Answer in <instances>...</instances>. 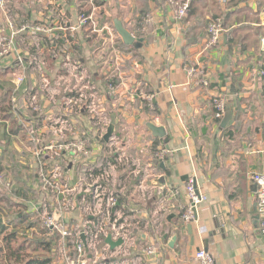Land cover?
<instances>
[{
    "label": "crops",
    "instance_id": "0c3cea01",
    "mask_svg": "<svg viewBox=\"0 0 264 264\" xmlns=\"http://www.w3.org/2000/svg\"><path fill=\"white\" fill-rule=\"evenodd\" d=\"M110 1L97 17L101 24L113 25L114 36L88 26L78 28L81 0H1L0 31H19L15 51L0 58V69L5 68L1 73H6L0 75V83H7L0 89L8 109L7 118L1 119L7 146L28 129L27 120L15 109L18 102L29 107L24 112L37 127L36 156L49 143L88 142V152L80 158L65 148L54 157L73 203L60 216L69 223L89 220L91 226L104 219L106 246L108 234L118 239L112 229L118 219L116 224L124 225L131 239L114 249L109 246L110 263L199 264L195 255L205 249L215 264H264L257 185L251 178L252 173L264 171L260 43L264 0H245L225 8L222 40L211 48L205 46L207 26L196 23L192 15L178 19L168 0H147V13L155 20L147 27L138 23L142 0H114L121 3L119 9L110 8ZM214 11V7L204 8L205 18ZM115 19L142 41L124 43ZM37 24L47 30L36 31ZM18 55L26 64L19 87L15 83ZM191 66L205 68L209 86L190 81L186 70ZM52 93L54 103L49 99ZM218 95L232 107L234 117L227 127L231 134L214 116L213 97ZM33 96L38 97L41 112L35 109ZM112 113L118 123L106 141ZM103 115L107 116L104 124ZM149 124L162 126L165 136H156ZM163 148L169 151L164 159L158 156ZM108 162L118 191L111 223L102 214L106 203L100 208L94 205L95 182ZM89 168L94 179L86 180ZM162 177L164 182H158ZM190 177H195L205 198L197 206L198 217L187 221ZM64 196L59 194L61 200ZM24 204L26 212L34 211L31 201ZM8 219L0 211V239L13 228ZM27 225L24 220L23 226ZM150 245L156 250L148 255L145 250Z\"/></svg>",
    "mask_w": 264,
    "mask_h": 264
},
{
    "label": "built area",
    "instance_id": "2783aa9c",
    "mask_svg": "<svg viewBox=\"0 0 264 264\" xmlns=\"http://www.w3.org/2000/svg\"><path fill=\"white\" fill-rule=\"evenodd\" d=\"M84 3L79 7V16H78V28L88 26L94 32H109L112 36H114V28L113 25H105L101 24L98 19V14L102 9L105 8L106 2L109 0H81ZM100 1V2H98ZM169 3L174 8V13L178 19H182L186 16L188 12V8L190 6L191 0H168ZM154 17L151 12L146 13L142 17V23L145 27L152 25L154 22ZM11 22V21H10ZM11 27H13L12 22L10 23ZM26 26L25 28H27ZM36 31L45 32L47 29L44 28V25L37 24L34 26ZM208 38L205 46L208 48L215 47L220 44L222 40V35L224 33V28L222 26L221 19H217L214 21H210L208 24ZM4 32V31H3ZM0 31V58L6 57L15 51L17 36L19 34L18 30L11 31L10 33H3ZM261 50L264 52V34L260 39ZM17 61L19 62V69L15 75V83L19 87L24 81V69L26 68V64L21 55L17 56ZM22 70V71H21ZM190 81L195 83L196 85L207 87L210 85V79L208 72L204 67L201 66H191L186 70ZM264 74V72H263ZM47 83V82H46ZM36 98V96H33ZM15 100V99H14ZM16 101V100H15ZM37 103V100H35ZM227 100L223 95H218L213 97V104L215 113L214 116L216 120L221 123L222 118L225 114L227 107ZM35 105V109L39 111L40 106ZM83 107V106H82ZM80 107L78 110L82 109ZM78 111V112H79ZM106 115H103L104 124ZM108 121V120H107ZM100 123V121H99ZM26 126L30 132L31 137L39 142V138L35 136L37 132V127L34 125L33 121L26 122ZM106 127L103 126V130ZM35 132V133H34ZM65 148L71 151V155L74 157H82L84 154L88 152V142L83 141L82 139L79 142L70 143L67 145H59L58 149L61 150ZM40 152V153H39ZM39 154L37 153V158L44 159V151L42 147L39 150ZM55 154V156H59ZM169 151L166 149H161L158 153V156L162 159L168 156ZM50 157V155H48ZM52 158V156L50 157ZM55 163V167L52 170L46 168L45 163H41V168H39L40 173V181L44 184H49L48 186H52L48 188L49 192L53 193V200L55 199V204H53L54 212L51 211V202L52 198L50 194L47 193L45 196L46 203L36 206L34 204V211L37 216L41 215L42 225L45 228H48L50 234L57 233L58 242L55 249V264H124L122 261H118L116 263H110V257L113 256L111 253V249L109 246L104 245L103 236L106 234L107 224L104 223V219H99L100 222L96 223V225L91 226V221L84 220L82 224L79 223H69L64 221L61 218V213L64 210H69L73 205L71 198L69 197V189L66 187V184L61 180L63 179L62 168L58 164ZM111 163L108 162L106 166H103V170L101 175L99 176V180L95 182V190H94V205L97 208H100L102 205L106 203L105 215L107 219V223H111V208L117 202V194L116 186L111 180V174L108 170V166ZM251 178L257 185V216L258 222L261 229V233L264 236V171L252 173ZM84 179H94V171L93 168H89ZM53 182V183H52ZM186 191L189 198V206L187 212L184 216L185 220L192 221L196 219L197 206L204 200L205 196L201 194L196 187V179L195 177H190L187 181ZM63 192V193H62ZM59 194H64V199L61 200ZM36 208V209H35ZM56 211H59L56 213ZM118 219H115L112 223L113 232L117 235L118 238H123V240L128 241L131 239V232L128 229H125L124 225L116 224ZM86 235V241L88 244L89 251L86 250V246L81 239V235ZM51 236V235H50ZM117 239V238H116ZM131 248V245H129ZM155 245H150L145 250V253L148 255L155 253ZM124 251H128V248L124 249ZM89 254L91 256H89ZM196 259L199 261V264H215V259L212 254H210L205 249H200L197 251L195 255ZM107 260H109L107 262ZM120 262V263H119Z\"/></svg>",
    "mask_w": 264,
    "mask_h": 264
},
{
    "label": "trees",
    "instance_id": "16d2710c",
    "mask_svg": "<svg viewBox=\"0 0 264 264\" xmlns=\"http://www.w3.org/2000/svg\"><path fill=\"white\" fill-rule=\"evenodd\" d=\"M242 1L245 0H227V3L223 5L220 0H191L188 12L182 19L186 20L189 15H192L195 17L194 19H197L196 23L207 27L210 21L221 19L223 26L227 18L222 15V11L225 8L234 7ZM140 7L144 10L142 9L138 14L139 24L142 21L143 15L150 11L147 6V0H142ZM212 7H214L217 12L214 11L208 19L205 18L203 12L204 8L210 9ZM200 17L201 20L199 21L198 19ZM205 35H207V32ZM4 69L5 68L0 69V75H3L1 71H4ZM3 76L5 77L6 73ZM1 82H3V84L0 83V89L4 88L7 84L5 83V80H2ZM4 96L5 95L3 94L0 96V127L2 126L1 119L7 118L8 111L5 105L6 97ZM236 127L234 130L238 129L237 122ZM226 130H229L230 133L229 128ZM4 135H7V133L5 132ZM2 140L3 138L0 136V144L3 143ZM2 158L3 155L0 154V161H2ZM119 201L121 202V199H119ZM24 203V201H18L14 198H10L4 192L3 194L0 192V211L9 217L8 220H10L13 224V228L4 234L0 239V264H55L54 237L48 236V233L46 234V231L48 232V228H45V231L41 228V236L37 235L36 227L38 228L39 226V223L35 221L37 216L33 212H26ZM24 220H27V228L23 226ZM42 252H48L49 255H42Z\"/></svg>",
    "mask_w": 264,
    "mask_h": 264
},
{
    "label": "rangeland",
    "instance_id": "374dc122",
    "mask_svg": "<svg viewBox=\"0 0 264 264\" xmlns=\"http://www.w3.org/2000/svg\"><path fill=\"white\" fill-rule=\"evenodd\" d=\"M120 4L121 3L118 4V1L115 2L114 0H111L109 7L113 8V6H115L119 9ZM16 48H17V42H16ZM31 98L33 99L34 105H36L35 100H37V103H39L38 97L37 98L31 97ZM49 99L52 103H54L53 101L55 100V95L52 93ZM27 107L24 104H20L19 102L15 105V109L19 110V112L25 117L27 122L33 121V119L25 113L26 111H29V107L28 108ZM34 113H35L34 115H36V111ZM29 117L31 119H29ZM4 134H5V130L0 127V136H2V138L6 137V135ZM35 136H37V132L35 133ZM15 139L16 142L8 146L6 144V139H3V143L0 144V154L1 155L3 153L5 154L3 156L4 158H2V161H0V192H2V194L4 192L10 198H14L21 202L24 201L26 203L28 201H31V203L35 204L36 206L46 203L45 196L47 193H49L50 197L52 198L51 203L55 204V199L53 200L54 197L53 193L49 192L48 190L49 187H51L52 189L53 187L48 186L49 184H44L43 182H39L40 181L39 179L41 177L37 172V168H41L40 165L41 162V163H45L46 168H48L49 170L54 169L55 167L54 162H56V160L54 159L55 154H58L60 152L58 149L59 144L53 142L43 145L42 149L45 153L43 154L44 159H39L36 156L37 151L36 150L34 151V148H36V141L31 137L28 129H26V132L24 131L23 133H21L19 137H15ZM22 152H27L28 154L24 155ZM34 152H35V156H34ZM11 153L13 154L11 155ZM47 155H50V157L52 156V158L50 157L46 158ZM36 172L38 173V177L35 176ZM37 181L39 182L38 184ZM51 211L54 212V209L51 208ZM35 221L39 223L38 228L36 227L37 229L36 233L37 235L41 236L42 229L43 231H45V227L42 225L41 215L38 214V216L35 218ZM46 234L48 236L51 235L52 237H54V258H55V249L58 242V235L57 233L50 234L49 230L48 232L46 231ZM41 254L49 255L48 252L47 253L42 252Z\"/></svg>",
    "mask_w": 264,
    "mask_h": 264
},
{
    "label": "water",
    "instance_id": "95a60500",
    "mask_svg": "<svg viewBox=\"0 0 264 264\" xmlns=\"http://www.w3.org/2000/svg\"><path fill=\"white\" fill-rule=\"evenodd\" d=\"M0 2H1V0H0ZM114 23H115V27H116L117 31L119 32L120 36L122 37V39L124 41V43L131 45L134 42H136V40L142 41V39L136 38L134 35H132L131 32L124 26V24L122 23L121 20L115 19ZM233 117H234V113H233L232 107H231V105H227L225 114H224L222 121L220 123L221 128L224 129V128H227L228 126H230ZM117 123H118L117 114L112 113L111 114V121H110V123L106 129V133L104 134V139L106 141H110V138H112V136L115 134ZM149 126L153 130V132L156 136H159V137L165 136L166 133H165L162 126H157V125H153V124H149ZM161 164L164 167V163L161 162ZM164 180H165L164 177H162L161 179H158V182H160V181L164 182ZM195 217L196 218L198 217L197 213H196ZM257 218H258V216H257ZM189 229H190V231H192L191 226H189ZM81 239L86 246V250L89 251L88 244L86 241V235L82 234ZM105 241H106V243H108V245L112 249L123 244V242H124L123 238L113 239L112 234H108ZM206 249H207V247H206ZM89 256H91V255L89 254Z\"/></svg>",
    "mask_w": 264,
    "mask_h": 264
}]
</instances>
